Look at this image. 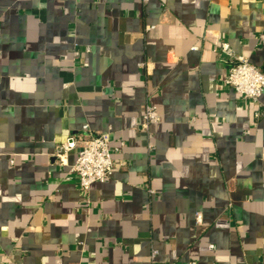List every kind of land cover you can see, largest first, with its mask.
Wrapping results in <instances>:
<instances>
[{
    "label": "crops",
    "instance_id": "obj_1",
    "mask_svg": "<svg viewBox=\"0 0 264 264\" xmlns=\"http://www.w3.org/2000/svg\"><path fill=\"white\" fill-rule=\"evenodd\" d=\"M224 42L264 71V0H0V264H264V92ZM85 126L88 192L55 157Z\"/></svg>",
    "mask_w": 264,
    "mask_h": 264
},
{
    "label": "built area",
    "instance_id": "obj_2",
    "mask_svg": "<svg viewBox=\"0 0 264 264\" xmlns=\"http://www.w3.org/2000/svg\"><path fill=\"white\" fill-rule=\"evenodd\" d=\"M219 51L228 58L225 84L243 99L258 103L264 92V71L252 64L243 54H236L226 42L219 46ZM86 52H90V49L88 48ZM75 54L78 55V52ZM159 122L157 108L146 104L141 128L149 132L151 126ZM110 139V132L95 134L85 126L80 136H69L63 143L57 145L55 157L61 162L66 161L71 152H76L71 173L76 178L80 191L88 192L93 184L104 182L112 175L115 164ZM200 220L198 215L197 221ZM155 254L154 251L153 257Z\"/></svg>",
    "mask_w": 264,
    "mask_h": 264
}]
</instances>
